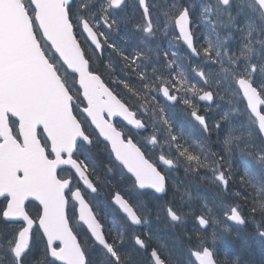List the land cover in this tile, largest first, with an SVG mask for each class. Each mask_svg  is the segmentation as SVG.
<instances>
[{
  "label": "snow or ice",
  "instance_id": "6c2138e0",
  "mask_svg": "<svg viewBox=\"0 0 264 264\" xmlns=\"http://www.w3.org/2000/svg\"><path fill=\"white\" fill-rule=\"evenodd\" d=\"M16 3L26 24L13 17L0 41V84L33 77L58 90L69 132L54 149L41 117L30 153L20 116L6 113L19 154L0 191V264H95L93 250L107 264H257L220 245L249 226L264 240V0ZM177 111L198 135L177 130ZM141 134L213 196L170 182ZM113 165L132 180L124 190ZM170 183L159 206L128 194L165 197Z\"/></svg>",
  "mask_w": 264,
  "mask_h": 264
},
{
  "label": "water",
  "instance_id": "95a60500",
  "mask_svg": "<svg viewBox=\"0 0 264 264\" xmlns=\"http://www.w3.org/2000/svg\"><path fill=\"white\" fill-rule=\"evenodd\" d=\"M15 17L21 26L26 24V19L16 0H0V41L6 33L11 35V19ZM15 100V104L12 100ZM13 110L21 118L19 131L23 132L30 153L36 152L35 129L40 118H50L46 123V130L53 135L54 149H59L63 137L68 135L65 119L60 115L59 92H53L46 83L27 77L19 82L15 88H5L0 84V135L5 137L7 147L0 145V191L8 187L6 173L14 164V157L18 155L15 140L9 131L6 113ZM33 168L37 167L32 162Z\"/></svg>",
  "mask_w": 264,
  "mask_h": 264
},
{
  "label": "trees",
  "instance_id": "16d2710c",
  "mask_svg": "<svg viewBox=\"0 0 264 264\" xmlns=\"http://www.w3.org/2000/svg\"><path fill=\"white\" fill-rule=\"evenodd\" d=\"M82 2L86 3V0H82ZM201 2H203V0H201ZM199 11H200V8L198 5L195 14L198 15ZM122 31H123V27H122ZM117 39H118V37H117ZM162 45L164 47H167L168 46L167 41H162ZM185 67H187V65H185ZM69 79L71 80V77H69ZM225 107H227V106L225 105ZM169 111L170 112L173 111L171 109V107H169ZM174 122H175V125L177 127V130H183L186 135H192L193 137L198 135V133L196 132V126L186 116H184L179 111H177L176 114H174ZM92 150L94 152L99 153L100 152V145H96ZM154 152L156 154H160L158 149H155ZM99 159H101L102 161H107L108 157L105 154H101L99 156ZM113 166H114V168H116V171L109 178L114 183H116L117 186L121 190H124L126 187L131 185L132 180L125 173H123L122 170L119 169L117 166H115V165H113ZM176 171L180 173V175L182 176V178L184 180L186 179L187 181H189V179H193L191 177L186 176L183 172V169L177 168ZM120 177H123V179L121 180ZM206 189L214 190L211 187V185H208L206 187ZM171 191H172V189H171V183H170L169 194L165 197L157 196L154 193L149 192V191H144V192L132 191L128 194L132 197V199H133V193H134V195L136 197H139V200L149 199L152 202L153 206H159L160 204H162L164 202V200L170 199L169 195H170ZM98 197H100L99 198V204L101 206V209H103L104 211H108L110 214H112L111 213V205L109 204L108 198L106 196H101V195H98ZM33 211H35L34 207H33ZM219 211H221V210H219ZM110 214H109V216H111ZM107 223L111 224V222H109V221ZM157 226H158V222L154 221L153 222V228H155ZM236 231H237V229H233V234L225 237L224 241L220 245L221 251H223L225 248H227L230 255L241 253V251H242V254L245 257H251L252 259L257 261V264H259L260 261L264 260V240H261L260 238L251 235V226H249L247 231H245L243 229L239 230L240 233H239L238 237L236 236ZM165 234H167V233H165ZM245 239H247V244L244 243ZM93 259L95 261V264H101V262L103 261V257L100 255L98 250H93ZM103 264H107V261H103Z\"/></svg>",
  "mask_w": 264,
  "mask_h": 264
},
{
  "label": "bare ground",
  "instance_id": "6f19581e",
  "mask_svg": "<svg viewBox=\"0 0 264 264\" xmlns=\"http://www.w3.org/2000/svg\"><path fill=\"white\" fill-rule=\"evenodd\" d=\"M188 182H190V186H188V187L194 193H199L201 196L209 197V198H211L213 196L214 190L206 189V187L209 185L208 183H205V182L201 183L200 181L194 180V179H189ZM171 194H172V191L169 195V198H171ZM219 210L220 209H218V211ZM162 234H165V233H162Z\"/></svg>",
  "mask_w": 264,
  "mask_h": 264
},
{
  "label": "rangeland",
  "instance_id": "374dc122",
  "mask_svg": "<svg viewBox=\"0 0 264 264\" xmlns=\"http://www.w3.org/2000/svg\"><path fill=\"white\" fill-rule=\"evenodd\" d=\"M140 138V137H139ZM148 149V148H147ZM149 151H151L149 149ZM167 175L169 176L170 178V182L172 181H175L178 185L181 186V188H189L188 186H190V182H188L186 179L184 180L182 178V176L180 175V173L178 172H170V171H167ZM184 183V184H183ZM190 189V188H189ZM133 200L136 201V200H139V197H136L133 193ZM98 204V203H97ZM100 210V209H99ZM105 213H107V211L104 212V216H105Z\"/></svg>",
  "mask_w": 264,
  "mask_h": 264
}]
</instances>
